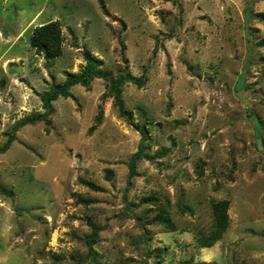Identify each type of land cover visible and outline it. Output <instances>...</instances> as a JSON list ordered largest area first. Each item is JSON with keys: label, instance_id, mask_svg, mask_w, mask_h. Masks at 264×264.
<instances>
[{"label": "rangeland", "instance_id": "rangeland-1", "mask_svg": "<svg viewBox=\"0 0 264 264\" xmlns=\"http://www.w3.org/2000/svg\"><path fill=\"white\" fill-rule=\"evenodd\" d=\"M85 54L101 75L46 105ZM16 124L0 264H264V0H0V147Z\"/></svg>", "mask_w": 264, "mask_h": 264}, {"label": "trees", "instance_id": "trees-1", "mask_svg": "<svg viewBox=\"0 0 264 264\" xmlns=\"http://www.w3.org/2000/svg\"><path fill=\"white\" fill-rule=\"evenodd\" d=\"M30 43L36 49L41 51L46 57H53L60 52L61 46V35H60V28L56 21H50L44 24L37 26L32 35L30 36ZM86 63L82 73L78 75H70L68 74L66 79L61 83L57 84L53 87L51 92H47L43 94L42 99L46 105L55 99L58 94L68 95L67 89L75 83L87 84L89 79L94 76H100V72L97 69V60L91 57L88 54L84 56ZM110 81V89L113 94L114 102L117 104L119 108V112L121 114L124 113L122 110V104L120 99V92H121V83L125 79V75L121 74L117 78L112 76H104ZM138 83L141 82L140 78H131ZM44 117V114L34 116L30 119V121L38 119L39 117ZM20 125L16 124L12 127L11 131L7 134L6 140L4 144L0 147V152L4 151L10 143L14 140V132ZM142 155V144L140 143L138 146V150L134 152L129 160V170L130 174L134 173V163L137 159H139ZM225 204L223 202L216 203L214 206L215 214H216V231L213 236H209L207 240H201L204 246L211 245V243L218 239L220 233L226 228L227 221H226V213H225ZM98 227L92 226L90 238L88 240L89 245L94 239V235L96 234Z\"/></svg>", "mask_w": 264, "mask_h": 264}]
</instances>
